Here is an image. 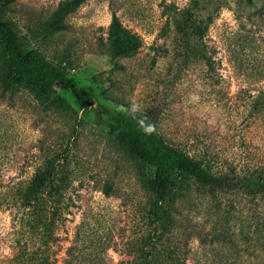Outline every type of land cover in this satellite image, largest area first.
Instances as JSON below:
<instances>
[{
	"label": "rangeland",
	"instance_id": "374dc122",
	"mask_svg": "<svg viewBox=\"0 0 264 264\" xmlns=\"http://www.w3.org/2000/svg\"><path fill=\"white\" fill-rule=\"evenodd\" d=\"M62 0H14L7 15L27 47L66 65L95 103L57 86L63 104H45L27 87L4 89L0 77V264H18L27 186L47 157L69 173L51 264H135L136 241L150 230L151 167L129 157L109 133L114 111L137 103L161 130L191 152L245 156V140L264 154V128L245 120L264 89V0H205L213 12L199 46L184 60L170 44L169 6L193 0H84L61 29L44 23ZM137 48L110 55L113 15ZM3 60L0 47V76ZM229 197L194 191L177 201V226L164 245L182 264H264L257 240L246 243L227 220ZM69 252L67 253V249Z\"/></svg>",
	"mask_w": 264,
	"mask_h": 264
},
{
	"label": "trees",
	"instance_id": "16d2710c",
	"mask_svg": "<svg viewBox=\"0 0 264 264\" xmlns=\"http://www.w3.org/2000/svg\"><path fill=\"white\" fill-rule=\"evenodd\" d=\"M14 0H0L1 82L4 89L30 88L45 104H63L65 98L57 86L95 103V92L75 84L65 64L56 62L35 48L27 47L17 24L7 15ZM84 0H62L44 23L50 35L63 26L65 16ZM210 2L193 0L180 9L169 6L172 26L170 44L187 62L191 55L205 58L199 46L211 18ZM109 53L116 56L135 50L137 42L125 32L116 14L110 26ZM245 120L252 129L264 128V89L250 101ZM154 125L153 133L145 134L139 125ZM109 133L127 155L148 164L151 175L146 186L152 192L148 208L150 230L136 241L140 258L135 264H182L175 251L164 245L165 236L177 226V201L194 191L209 193L213 200L229 197L227 220L238 225L237 235L246 243L257 240L264 253V154L253 152L254 139L245 140V156L224 157L210 151L191 152L171 140L154 116L144 109L114 111L108 122ZM55 156L47 157L27 186L23 238L15 254L18 264H51L49 248L62 215L61 200L68 185L69 173L59 166ZM69 248L67 249V253ZM264 261V257H263ZM65 264H71L65 258Z\"/></svg>",
	"mask_w": 264,
	"mask_h": 264
},
{
	"label": "clouds",
	"instance_id": "9594fccd",
	"mask_svg": "<svg viewBox=\"0 0 264 264\" xmlns=\"http://www.w3.org/2000/svg\"><path fill=\"white\" fill-rule=\"evenodd\" d=\"M130 111L132 113H137L140 111V106L137 103H132L131 107H130ZM139 125L145 134L150 135L151 133H153L156 130L154 125H151V124L145 125V122L143 119L139 120Z\"/></svg>",
	"mask_w": 264,
	"mask_h": 264
}]
</instances>
